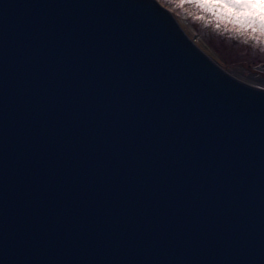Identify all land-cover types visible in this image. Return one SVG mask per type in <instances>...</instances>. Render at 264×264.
I'll return each instance as SVG.
<instances>
[{
	"label": "snow or ice",
	"instance_id": "1",
	"mask_svg": "<svg viewBox=\"0 0 264 264\" xmlns=\"http://www.w3.org/2000/svg\"><path fill=\"white\" fill-rule=\"evenodd\" d=\"M174 3L264 45V0ZM8 14L31 47L22 210L0 264H264V146L241 160L239 139L114 33Z\"/></svg>",
	"mask_w": 264,
	"mask_h": 264
},
{
	"label": "water",
	"instance_id": "2",
	"mask_svg": "<svg viewBox=\"0 0 264 264\" xmlns=\"http://www.w3.org/2000/svg\"><path fill=\"white\" fill-rule=\"evenodd\" d=\"M24 10L34 13V19H46L53 25L87 23L114 33L125 47L154 65L161 82L174 85L179 94L197 104L198 111L209 114V119L218 118L225 130L224 139H239L241 160L249 153L252 161L258 160L264 146V89L238 79L219 65L155 0H144L143 4L134 0H0V236L13 228V216L22 210L23 196L19 193L27 167L21 159V133L26 124L22 73L27 71L26 54L31 45L23 33L14 31L20 17L8 14ZM229 129H235L238 137ZM248 175L255 204L258 177L253 172ZM3 257L0 239V261Z\"/></svg>",
	"mask_w": 264,
	"mask_h": 264
},
{
	"label": "rangeland",
	"instance_id": "3",
	"mask_svg": "<svg viewBox=\"0 0 264 264\" xmlns=\"http://www.w3.org/2000/svg\"><path fill=\"white\" fill-rule=\"evenodd\" d=\"M163 5L170 9L177 20L189 25L192 28L182 27L183 31L213 58L219 65L238 79L253 86L264 89V45L245 39L235 33L230 34L226 27L221 25L217 28L214 24H204L188 15L184 9L177 8L174 0H164ZM195 27L207 26L211 31V38L205 39L203 32ZM244 40V41H243ZM243 43L244 46H241Z\"/></svg>",
	"mask_w": 264,
	"mask_h": 264
},
{
	"label": "trees",
	"instance_id": "4",
	"mask_svg": "<svg viewBox=\"0 0 264 264\" xmlns=\"http://www.w3.org/2000/svg\"><path fill=\"white\" fill-rule=\"evenodd\" d=\"M159 4V3H158ZM159 5H162V6H164L163 4H159ZM195 29H197L198 31L200 30L201 32H203V34H204V38L205 39H208V38H211V37H213V36H211V31L209 30V28L207 27V26H205V27H202V28H199V27H195V26H193ZM226 29V31L228 32V33H230V34H233V32H231V31H229L228 30V27H226L225 28ZM210 32V33H209ZM237 35V34H236ZM239 36V35H238ZM212 39V38H211ZM244 41V40H243ZM245 44L246 43H243L241 46H244L245 47ZM247 45V44H246Z\"/></svg>",
	"mask_w": 264,
	"mask_h": 264
},
{
	"label": "bare ground",
	"instance_id": "5",
	"mask_svg": "<svg viewBox=\"0 0 264 264\" xmlns=\"http://www.w3.org/2000/svg\"><path fill=\"white\" fill-rule=\"evenodd\" d=\"M178 22H179V24H180L182 27H185V28H192V27H190L189 25H187V24H185V23H183V22H181V21H179V20H178Z\"/></svg>",
	"mask_w": 264,
	"mask_h": 264
}]
</instances>
